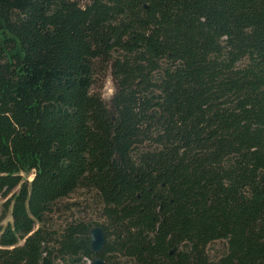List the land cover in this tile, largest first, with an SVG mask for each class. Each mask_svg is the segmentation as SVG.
I'll use <instances>...</instances> for the list:
<instances>
[{
	"label": "trees",
	"instance_id": "1",
	"mask_svg": "<svg viewBox=\"0 0 264 264\" xmlns=\"http://www.w3.org/2000/svg\"><path fill=\"white\" fill-rule=\"evenodd\" d=\"M78 188L107 264H264V0H0V264L92 260Z\"/></svg>",
	"mask_w": 264,
	"mask_h": 264
},
{
	"label": "rangeland",
	"instance_id": "2",
	"mask_svg": "<svg viewBox=\"0 0 264 264\" xmlns=\"http://www.w3.org/2000/svg\"><path fill=\"white\" fill-rule=\"evenodd\" d=\"M84 5L89 0H75ZM93 90L99 92L101 97L108 101L114 92V83L109 68L97 67L94 77ZM31 175L29 176V179ZM9 196V195H8ZM8 196L0 195V224L4 225L9 220L8 210L4 203ZM85 220L102 225L103 217L101 216V203L95 193L90 189L78 188L67 197L55 202L51 210L45 217L47 226L51 229L60 230L63 226L73 220ZM227 251V242L225 240H215L206 247L209 263L214 262L221 254ZM118 256L113 255L109 261L118 262ZM80 264H91V259L83 257ZM111 264V262H108Z\"/></svg>",
	"mask_w": 264,
	"mask_h": 264
},
{
	"label": "water",
	"instance_id": "3",
	"mask_svg": "<svg viewBox=\"0 0 264 264\" xmlns=\"http://www.w3.org/2000/svg\"><path fill=\"white\" fill-rule=\"evenodd\" d=\"M90 248L94 254L91 264H107L100 256V252L105 242V234L100 225H93L89 231Z\"/></svg>",
	"mask_w": 264,
	"mask_h": 264
}]
</instances>
